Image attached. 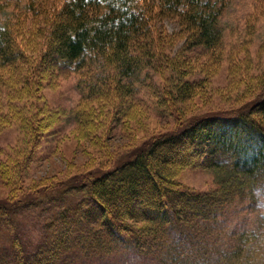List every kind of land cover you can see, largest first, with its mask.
I'll use <instances>...</instances> for the list:
<instances>
[{"label": "trees", "instance_id": "obj_1", "mask_svg": "<svg viewBox=\"0 0 264 264\" xmlns=\"http://www.w3.org/2000/svg\"><path fill=\"white\" fill-rule=\"evenodd\" d=\"M224 7L225 0H28L22 13L37 26L44 68L79 76L78 121L96 119L88 100L111 98L126 114L141 77L153 71L162 83L158 102L177 124L98 174L0 199V264H73L124 250L159 264H264V231L226 232L219 224L231 204L264 196V83L229 109L188 118L178 107L195 86L184 78L186 54L219 49ZM167 20L178 28L171 34ZM17 21L11 16L0 25V70L24 58ZM177 41L188 47L173 56ZM34 88L27 77L19 91ZM38 130L30 129L32 144ZM190 166L212 172L215 186L184 187L177 177ZM30 207L43 214L35 244L24 240L18 218Z\"/></svg>", "mask_w": 264, "mask_h": 264}, {"label": "rangeland", "instance_id": "obj_2", "mask_svg": "<svg viewBox=\"0 0 264 264\" xmlns=\"http://www.w3.org/2000/svg\"><path fill=\"white\" fill-rule=\"evenodd\" d=\"M27 3L28 0H0V25L7 17L18 20V45L24 57L0 70L2 200L27 196L54 180L73 182L84 173L98 174L100 169L131 156L149 136L174 129L177 124L174 115L159 104L161 79L150 70L149 76L141 77L126 114L115 111L111 98L88 100L96 119L90 125L78 121L75 111L81 101L79 76L73 71L44 68L39 56L43 42L35 35L37 26H32L31 17L25 18L22 13ZM220 22L223 39L218 50L197 47L186 54L184 78L195 86L191 97L178 106L185 117L232 108L264 83V0H225ZM163 25L170 34L178 29L174 20ZM181 46L188 47L177 41L170 53L174 56ZM27 77L35 86L33 94L19 91ZM33 125L39 130L32 144L29 139ZM177 179L196 191L209 190L216 184L212 172L201 167L183 168ZM247 201L231 204L220 217L219 224L226 232L245 228L264 231V196ZM18 218L24 225L26 243H37L43 214L30 207L21 210ZM73 264L159 263L124 250L109 257L82 256Z\"/></svg>", "mask_w": 264, "mask_h": 264}]
</instances>
